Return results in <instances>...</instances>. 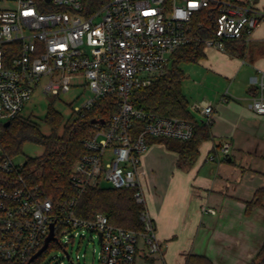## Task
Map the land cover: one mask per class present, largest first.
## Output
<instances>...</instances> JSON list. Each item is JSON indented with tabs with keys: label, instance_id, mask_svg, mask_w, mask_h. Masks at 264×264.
<instances>
[{
	"label": "built area",
	"instance_id": "2783aa9c",
	"mask_svg": "<svg viewBox=\"0 0 264 264\" xmlns=\"http://www.w3.org/2000/svg\"><path fill=\"white\" fill-rule=\"evenodd\" d=\"M212 6V35L196 33L195 21L201 18L202 33L201 14ZM263 18L252 0H0V121L5 128L38 87L57 97L79 86L83 77L91 95L74 109L81 118L101 99L117 101L110 119L91 123L92 132L82 141L85 152L70 172L71 198L56 202L26 172V162L16 163L0 143V264H29L52 224L57 239L49 246L60 244L68 232L98 236V264H135L143 249L162 257L142 184V158L153 138L191 140L196 126L138 106L135 91L165 75L181 47L200 42L204 49L225 52L229 40L248 43ZM193 108L204 116L203 124H212L211 102ZM252 109L264 115V74ZM221 151L227 156L230 144ZM105 184L135 189V200L143 206L142 230L116 226L103 213L92 219L76 215L83 193Z\"/></svg>",
	"mask_w": 264,
	"mask_h": 264
},
{
	"label": "crops",
	"instance_id": "0c3cea01",
	"mask_svg": "<svg viewBox=\"0 0 264 264\" xmlns=\"http://www.w3.org/2000/svg\"><path fill=\"white\" fill-rule=\"evenodd\" d=\"M252 1L264 13V0ZM244 44L238 55L209 48L184 63L182 90L193 120L204 125L189 94L203 90L215 108L211 137L199 144L196 158L180 159L162 140L167 138L152 139L142 158L148 211L165 248L154 264H185L188 254L205 255L213 264H250L264 245V195L247 209L264 190V115L252 109L264 74V18ZM224 143L230 144L227 156ZM149 257L139 250L135 264H147Z\"/></svg>",
	"mask_w": 264,
	"mask_h": 264
},
{
	"label": "trees",
	"instance_id": "16d2710c",
	"mask_svg": "<svg viewBox=\"0 0 264 264\" xmlns=\"http://www.w3.org/2000/svg\"><path fill=\"white\" fill-rule=\"evenodd\" d=\"M201 16L204 22L203 31L200 33L201 30L198 29V22L201 21V18L195 21V31L211 36L212 32L208 30L213 28V18L216 16L215 8L212 6L204 10ZM242 42L227 41L226 51L232 55L241 54L245 49V42ZM203 50L204 45L200 42H192L181 47L173 54L168 72L158 77L150 87L136 90L133 98L138 106L156 114L180 117L195 124L196 130L191 140L162 139L169 145V148L176 149L180 159L185 162H192L198 155L199 144L211 137L210 128L207 125H200L193 120L189 103L182 90L184 71L181 64L197 61L203 56ZM116 110V99L104 98L99 101L95 110L87 113L86 117L78 116L72 122L63 124L62 115L50 106L45 117L46 123L51 128L50 134L43 133L39 124L33 121L32 117L19 115L5 128L0 137V143L5 152L13 158L20 153L26 141L42 144L44 153L40 157L26 160V172L34 181L42 183L47 193L53 196L56 202H59L71 198L75 194V190L69 182L70 172L75 161L85 152L82 141L92 132V120L108 121ZM153 139L155 140V138ZM263 195L264 190L258 191L255 202L248 203L247 209L250 210L252 207L260 205ZM142 209L143 206L135 200V189H116L110 185H104L88 188L83 193L76 207V215L84 219H92L97 214L103 213L116 226L140 231L144 227L140 219ZM57 244L51 243L49 248L58 246ZM48 249L41 256L47 253ZM185 264L213 263L205 255L188 254ZM250 264H264V245Z\"/></svg>",
	"mask_w": 264,
	"mask_h": 264
},
{
	"label": "rangeland",
	"instance_id": "374dc122",
	"mask_svg": "<svg viewBox=\"0 0 264 264\" xmlns=\"http://www.w3.org/2000/svg\"><path fill=\"white\" fill-rule=\"evenodd\" d=\"M186 66L184 63L181 64L182 69H186ZM79 80V86L73 87L69 93L60 94L57 97L46 95L42 88H36L31 100L25 104L21 115L24 117H32L33 121L39 124L45 134H50L51 132L50 126L45 121L50 106L62 115L63 124L77 119L78 115L74 112L75 107L83 105L91 95L89 89L84 86V78L81 77ZM188 83L191 82L186 79L184 83L185 87L189 85ZM186 93L188 95V91ZM204 98H207V96L203 90H200L198 93L189 94L188 99L190 101L196 100L193 103L194 105L197 102L200 103L206 100ZM3 125L4 122L0 121V137L5 130ZM43 153L44 146L42 144L26 141L20 153L14 156V160L16 163H23L28 158L40 157ZM60 244L49 248L47 253L35 260L32 264H98L99 251L101 250L98 236L92 238L90 233H86L84 236H74L72 232H68L60 237ZM164 250L165 248L162 246V252ZM145 251H148V249ZM67 253L70 256L69 258ZM77 255L80 256V259H77ZM149 258L152 259H148L147 264H154L153 262L158 260L156 255ZM159 259H161V256H159ZM161 264L165 263L161 260Z\"/></svg>",
	"mask_w": 264,
	"mask_h": 264
},
{
	"label": "water",
	"instance_id": "95a60500",
	"mask_svg": "<svg viewBox=\"0 0 264 264\" xmlns=\"http://www.w3.org/2000/svg\"><path fill=\"white\" fill-rule=\"evenodd\" d=\"M97 122H101V123H104V120H96V119H94V120H92V124H95V123H97ZM9 125V123H7V126ZM100 237H101V235H100ZM57 238H56V236H55V232H54V224H52L51 225V232H50V234H49V236L46 238V240H45V244L43 245V247L32 257V259H31V261H30V263L32 262V261H34L37 257H39L40 255H42L47 249H48V247H49V243L51 242V241H55ZM67 256H68V258L70 257L69 256V254L67 253ZM29 263V264H30Z\"/></svg>",
	"mask_w": 264,
	"mask_h": 264
}]
</instances>
